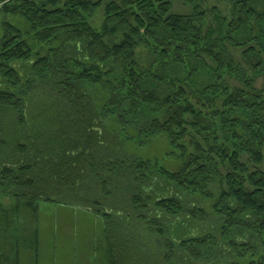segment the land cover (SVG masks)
<instances>
[{
	"label": "trees",
	"instance_id": "16d2710c",
	"mask_svg": "<svg viewBox=\"0 0 264 264\" xmlns=\"http://www.w3.org/2000/svg\"><path fill=\"white\" fill-rule=\"evenodd\" d=\"M181 1L189 13L174 11L171 0H0V13L27 26L22 31L1 22L0 79L10 88L21 86L17 67L29 62L42 84L51 79L52 88L70 99L67 115L74 117L53 136L62 143L53 165L37 169L39 159L49 160L34 155L33 163L4 166L0 193L14 198L15 210L64 193L83 195L94 210L105 205L110 264H142L136 255L141 242L123 223L146 220L163 235L157 217L147 220L142 210L153 205L177 219L183 206L172 192L211 200L216 183L212 210L223 219L219 237L181 240L180 249L194 259L215 249L225 261L213 264H264V0H226L229 18L207 0ZM230 48L240 51L239 59ZM203 73L207 79L199 83ZM92 87L101 88L100 99L88 93ZM4 110L26 125L22 94L0 88ZM104 119L112 121L109 128ZM129 123L136 134L127 139L166 136L183 160L181 169L120 159L123 142L115 130ZM119 185L128 189L117 200L113 187ZM191 215L206 218L201 208Z\"/></svg>",
	"mask_w": 264,
	"mask_h": 264
},
{
	"label": "rangeland",
	"instance_id": "374dc122",
	"mask_svg": "<svg viewBox=\"0 0 264 264\" xmlns=\"http://www.w3.org/2000/svg\"><path fill=\"white\" fill-rule=\"evenodd\" d=\"M101 1L105 3L109 0ZM171 1L174 11L181 13L191 11V8L183 4L181 0ZM207 4L210 7H217L227 18L230 17V7L226 0H207ZM102 17L103 14L99 11L96 19L93 20L95 27L101 24ZM3 21L10 22L22 31L27 29L22 18L0 13V37L2 35L1 22ZM26 38L33 48L39 47L29 36ZM230 49L239 59L240 51ZM17 71L21 76V86L10 88L0 79V88L9 89L17 96L22 94L25 100L27 123L24 127L17 124L16 115L11 111L4 110L0 113V170L6 165L18 167L19 164L26 162L27 164L33 163L34 155L48 156L47 160L49 161L39 159L37 165V169L40 167L46 169L48 162L51 161V165H53L51 157H58L62 153H57L62 143L58 146L57 142L53 140L55 139L53 136L57 135L60 130V133L66 130L64 128L67 121L73 122L74 117L67 115V106L71 104L70 99L59 94L58 88H52L53 81L51 79L45 80L46 83L42 84L39 78L32 73L29 62L18 64ZM182 71H180L181 75L179 74L180 78L185 76V70ZM249 75H252V72H249ZM206 79L207 76L204 73L198 76L199 83H204ZM30 81L31 83H29ZM230 82L234 84L233 79H230ZM27 83L30 84L29 89L26 87ZM261 84L262 79L258 77L255 85L259 87ZM88 93L94 98L97 95L96 97L100 99L101 88L92 87ZM110 119L103 120L104 127L109 128L112 123ZM133 127L130 123L124 127L123 131L120 127H116L115 131L120 134L123 142L120 159L128 162L142 161L151 166L157 164L171 172L181 169L183 160L179 157V152L170 145L166 136L145 134L133 141L127 139L135 137L136 130ZM69 129V135L72 136L73 129ZM33 147L35 150L31 151ZM40 149L42 152L35 153ZM39 177L40 174L37 179ZM88 186L91 185L88 184ZM113 188L116 191L115 199L118 200L126 196L124 192L128 189L127 187L119 185ZM85 190L83 189V193ZM75 191H77V186H75ZM210 191L214 194V198L211 200L187 193L175 194L172 192V196L180 200L183 206V212L177 219L164 217L162 212L153 205H150L146 211L142 210L141 212L147 220H155L157 217L156 222L160 223L157 226L164 231L163 235L156 234L153 231L156 225L153 226L146 220H138L132 216L134 218L124 222L123 230L141 242L136 251V255L141 256L138 262L158 264L159 260L161 264H213L221 260L225 261L224 259L220 260L219 256L216 257L215 249H203V256L200 259H194L187 251H182L179 247L181 240L192 237L208 235L214 236L216 239L219 237L223 219L215 215L212 210L219 193L218 185L213 183ZM79 196L81 195L79 194ZM51 199V201L39 200L32 203V206L26 205L15 210L14 198L0 193V264H74L80 259H85L87 253L94 251L93 248H98L100 254V249L106 244L103 232L105 217L102 212L106 211L103 209L106 208L109 211L110 208L108 207V210L105 205L99 206L97 210L88 208L86 204L89 201L86 202L83 195L81 199H78L68 197L65 193L61 196L54 194L51 195ZM114 207L112 206V209ZM34 208L37 213L34 212ZM192 208H201L206 218H193ZM129 213L136 215L131 212V209ZM132 237L129 236L128 242ZM166 241L174 246L172 251L167 247ZM165 256L168 259H164ZM75 257L79 258L75 261Z\"/></svg>",
	"mask_w": 264,
	"mask_h": 264
},
{
	"label": "crops",
	"instance_id": "0c3cea01",
	"mask_svg": "<svg viewBox=\"0 0 264 264\" xmlns=\"http://www.w3.org/2000/svg\"><path fill=\"white\" fill-rule=\"evenodd\" d=\"M93 249L94 251H92L91 253H87L88 255L86 256L85 259H80L74 264H97V261H98V264H110V259H109L108 249H107V241H106L105 247H102L100 249V254H99L98 248H93ZM78 258L79 257H75L74 258L75 261Z\"/></svg>",
	"mask_w": 264,
	"mask_h": 264
}]
</instances>
